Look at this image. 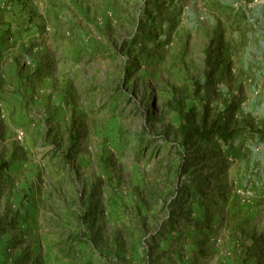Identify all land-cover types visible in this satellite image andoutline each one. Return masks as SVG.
<instances>
[{"label": "rangeland", "instance_id": "1", "mask_svg": "<svg viewBox=\"0 0 264 264\" xmlns=\"http://www.w3.org/2000/svg\"><path fill=\"white\" fill-rule=\"evenodd\" d=\"M0 33V264H264V0H0Z\"/></svg>", "mask_w": 264, "mask_h": 264}, {"label": "trees", "instance_id": "2", "mask_svg": "<svg viewBox=\"0 0 264 264\" xmlns=\"http://www.w3.org/2000/svg\"><path fill=\"white\" fill-rule=\"evenodd\" d=\"M183 143L184 144H194L196 142L206 143L209 141L211 136L218 137L224 143H227L229 139L233 136V132L228 130L225 125H217L216 123H211L209 126L206 124L201 125L200 128H195L193 126H182L180 130ZM191 164L183 161L181 165V173H185ZM3 169V166L0 165V170Z\"/></svg>", "mask_w": 264, "mask_h": 264}, {"label": "crops", "instance_id": "3", "mask_svg": "<svg viewBox=\"0 0 264 264\" xmlns=\"http://www.w3.org/2000/svg\"><path fill=\"white\" fill-rule=\"evenodd\" d=\"M0 36H1V33H0ZM3 49H4V46L2 45V43H0V55H1V52L3 51ZM9 66L15 67V64L12 63V60H10V61L4 60L3 61L2 58L0 57V71L2 70V74L0 75V78L2 77L4 80H6V82L11 81L15 85L17 82V77H16V74L14 73V71L12 70V68H10ZM8 88H10L8 86V83L6 86L0 85V89L4 90V92ZM2 96H3V94L1 95V97Z\"/></svg>", "mask_w": 264, "mask_h": 264}]
</instances>
